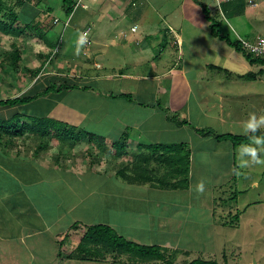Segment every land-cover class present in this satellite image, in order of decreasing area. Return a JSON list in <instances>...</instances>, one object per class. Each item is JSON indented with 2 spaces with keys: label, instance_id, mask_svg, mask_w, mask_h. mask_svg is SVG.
Returning <instances> with one entry per match:
<instances>
[{
  "label": "rangeland",
  "instance_id": "obj_1",
  "mask_svg": "<svg viewBox=\"0 0 264 264\" xmlns=\"http://www.w3.org/2000/svg\"><path fill=\"white\" fill-rule=\"evenodd\" d=\"M3 1L6 4V9L0 14V24L3 25L0 28L1 99L34 95L37 92H44L51 84L58 86L66 84L60 80L68 81L71 85H78L82 88L93 87L91 83L95 79V75L101 74L102 71L96 69L93 65L88 70L84 67L83 69L87 71L89 77L83 79L82 82L77 72L78 69L83 70L80 68L82 64L74 61L75 57L83 59L87 55V44L77 43L76 47L78 46V49H74L73 42L75 39H65L68 41L64 46H59V51L53 49L54 52L56 51L55 55L59 52L57 57L54 55L52 61L51 59L47 62L42 60L38 57L41 56L40 52L48 53L43 55L45 57L50 55L52 51L41 48L37 43L32 46L31 38H26L28 31H24L22 28V26L31 22V12L25 9L22 10V7L18 8L19 6L17 5V7L16 4L19 0ZM92 1L94 2V0ZM32 2L37 3V0H32ZM41 2V9L43 8L45 13L51 5L50 7L54 9L55 14L58 13L59 16H63L61 6L58 5L61 0H42ZM210 3L213 4V11L215 12L218 9L216 7L217 3L208 0L207 4ZM11 6H13L14 12L9 10ZM84 11L83 9L77 11L75 21L87 20L89 22L92 18L97 17L92 13L89 16ZM44 18H46L45 15L40 17L42 20ZM247 21L248 23L244 18L238 20L241 32L247 30L250 23H252L250 20ZM234 24L236 22L231 20L226 22L223 18V25H221L220 30L232 35L229 32V25L234 26ZM5 25L11 27V29L6 31ZM128 26L131 27L129 23L124 24L123 31L128 30ZM72 28L74 27L71 26L70 29ZM261 31L264 33V29ZM240 35L244 38L247 37L245 34ZM240 38L232 36L234 41ZM22 50H24V54ZM17 53H21V61L19 65L13 67L12 62ZM109 55V57L114 55L119 61L120 54L117 49L109 50ZM74 64L76 65L74 66ZM143 65L145 64L143 63ZM262 68L264 67H254L256 73ZM39 69L41 72L43 71L44 77L39 79L40 76L37 77L38 79L31 81L35 78L32 72ZM142 69L146 70L145 66ZM209 70L207 73L213 72L214 76L220 74L217 69H214L216 72ZM47 72L51 73V76L48 77L59 80L50 79L46 81ZM91 76H94V78ZM261 81L255 85L253 84L254 86L244 87V89L241 86L240 89L238 87L234 88L239 89L241 92L249 90L245 94L247 96L253 94L236 106L239 110V113H237L239 114L238 118L247 117L244 124L242 126L235 124L237 119L234 117V123L228 122L225 126L232 129L233 127L236 128L237 125L241 129V131H238L240 132L238 136L247 135L251 132L250 129L248 130L247 124L253 118L258 123L255 129L264 130V76ZM97 86L99 89L110 88L112 91H118L112 87L118 86L116 83L105 82V80L97 83ZM21 90L23 93H18ZM92 91L64 89L61 93L44 96L42 98L45 101L39 100L37 102L35 112L40 117L49 116L53 111L55 113L58 105L68 106L69 104L83 107L84 110L105 111L107 109L114 115L113 120L119 125L118 127L124 128L129 114L134 115L129 112L127 104L120 103L122 101L120 100L117 104L110 103L107 106L106 103H103V99ZM197 102L195 94L192 95L189 103L190 113L188 116L185 115L190 121L183 129L172 123L166 131L162 127L151 128L145 134L148 139L152 140V142L149 141V144L153 146L178 144L177 142L189 144L192 153L189 190L163 191L144 186H133L132 184L140 183L127 182L128 184H126L121 178L117 179L115 175L119 169L118 163L122 166L129 165V169L135 165L131 161V156L140 147L137 144L139 143L137 139L139 136L132 131L127 132V129H121L120 133L123 135V132H125L127 139H121L122 135L118 138V129L120 128L109 127L105 122L108 123L111 118L106 119L104 116L99 119L100 112H96L98 118L91 116L87 123L76 128L75 136H73L75 139H72L70 135L62 138L56 137L53 131L50 132L48 137H45V142L48 141V149L41 151L37 158L39 168L44 171L40 179L48 182L44 184L34 183L37 181L33 178V183L24 181L22 184L18 180L17 182L8 180L9 182H6L5 186L2 185L3 188L0 190L2 202H6L3 199L5 195H7V200L9 198L8 201H10L9 204L8 202L1 203L0 208L1 223L7 226L5 232L12 233L16 238L17 236L21 237L20 234H22L24 241L27 243L48 237L51 251L53 250L54 236L65 232L74 223L104 224L112 227L125 239L140 245H159L164 248L175 249L177 252L172 259L176 264H189L197 259L215 261L218 264H264V144L253 142L245 146V150H242L243 146L234 150L232 143L228 140H223L220 143L215 138H206L198 134L196 129H214V131L216 129L217 134L233 135L226 131L225 127H220V123L215 120L218 117L217 114H214L217 106H214L212 112L208 114V112L202 111L200 106L198 107ZM48 103L52 105L48 106ZM230 106L232 105L230 104ZM72 109L75 110V106ZM197 109L201 110L203 114L199 113ZM226 109L228 108L226 107ZM38 110L42 113H38ZM45 110H47V113L43 114ZM143 110L146 111L144 108ZM58 111L60 113L57 112L56 116L62 120L65 116L61 114V110ZM103 111H101V116ZM29 112V110L24 109V113ZM186 113L187 110L179 113L180 116L175 113L173 115L179 118ZM143 118H145L144 115L142 120ZM113 120H111L112 123ZM20 121L23 124L25 122L24 120ZM62 122L65 121L62 120ZM69 126L73 127L71 124ZM110 128L115 129L112 133V143L116 141L119 144L125 143L127 147L126 155H123L120 159L111 154L115 153L112 143L107 142L108 140L104 137V134H107ZM175 130L181 131L179 135L175 134ZM80 131H83L81 132L82 135L85 134L84 132L92 133L93 131L97 138L91 142L88 134H85L83 139H77L76 135ZM37 137L30 135V132H26L22 141L15 142L16 147L13 145L15 143L11 142L13 138L7 139V142H10L11 145L6 143V146L15 148L13 155L16 153L21 154L20 158H24L26 159L25 162H28L32 159L30 156L39 147ZM181 138H184V140L181 141ZM209 141H212V150L203 144V142ZM55 159H58L60 166H66L70 171L76 170L77 172H71L72 175H65V168L57 167L53 163ZM116 162L117 166H115ZM99 164L104 168L93 170ZM104 171H112L114 176L111 178L108 174L105 175ZM201 184H203L202 191L199 190ZM68 186L71 190L68 189ZM21 190H23L24 195L22 203L28 206L27 208L23 206L22 209L17 207L18 203H21ZM235 193H238L237 197ZM60 203L62 205L59 206ZM32 207L34 210H30ZM37 210L47 214L48 218L45 221L38 219L35 216ZM237 215L239 218L236 217ZM50 223H55L52 225L51 232H43L42 229L36 228V225L41 224L47 230L46 226L48 227ZM85 231L86 228H80V235H77L76 240H79L78 245L83 240ZM36 232L40 236H34ZM46 233L49 234L47 237H45ZM18 242L20 243V241Z\"/></svg>",
  "mask_w": 264,
  "mask_h": 264
},
{
  "label": "crops",
  "instance_id": "obj_2",
  "mask_svg": "<svg viewBox=\"0 0 264 264\" xmlns=\"http://www.w3.org/2000/svg\"><path fill=\"white\" fill-rule=\"evenodd\" d=\"M96 1L98 0H94V2L92 0L83 1L88 7L84 13L89 16H91V13L97 16L95 19L92 18L89 22L87 20H83L84 22L81 20H78L79 22L75 21L77 12L72 15L70 21L68 19L60 20L55 17L54 13H51L50 15L44 13V10L39 8V6H36L35 2L27 3L26 6L22 7V10L25 9L31 12V22L22 26V28L28 31L26 38H31L32 46L37 43L38 46L49 51H53V49L59 51L57 47H54L53 45L59 43L61 46H64L68 41L65 39L69 38L75 39L73 42L74 49H78V46L76 47L77 43L86 45L85 42L80 43V38L85 31H88L90 44L86 46L88 47L87 55H85L83 59H77L78 57H75L74 61L82 64L80 66L81 69L85 67L86 70H88L93 65L96 69H99L102 72L101 74L95 75L96 80L93 79V82L91 83L93 84V87L82 88L77 85V89L89 92L93 90L92 92H95L97 96L102 98L103 103H106L107 106H109L110 103L117 104L118 101L122 100L120 103L127 104L126 106L128 107L129 112H132L134 115L132 116L129 114L126 125H124V128H120L113 120V118H115L114 115L107 109L105 111L101 110L103 111L101 116V111L84 110L83 107L80 108L75 104H69L68 106L58 105L55 113L53 111V113L49 114L51 118L60 121L63 120L75 127H81V125L87 123L91 116L98 118L96 112H100L99 119L105 116L106 119L111 118V120H113V123L111 120H108V123L105 122L106 125L111 128H120L118 129V138L122 135L120 130L127 129V132L132 131L139 136V138H137L139 141L137 144L139 146L149 145V141L152 142V140L148 139L145 134L148 133L151 128L157 129L162 127L164 131H166L167 127L169 128L172 123L182 129L186 126H178L173 121L169 120L168 112L172 115L175 113L180 116L179 113H183L187 110V113L179 118L180 120L185 119L186 121H190L185 115L188 116L190 113L189 109H191V107L189 106V103L192 95L195 94L196 101H198V107L200 106L205 113H211L214 106H217V110L214 114L218 115L215 120L220 123V127H225L228 122L234 123V117L237 119L235 124H238V126L244 124L247 117L238 118L239 114L237 113H239V110L236 106L253 94H250L249 96L245 95L249 90L241 92L239 90L240 86L243 87V89L244 87L251 85L254 86L256 83L262 82L261 78L264 75L256 80H245L242 78L244 76L243 74L247 75V73H256L254 69L256 65H251L242 53L237 52L227 42L212 35L210 22L206 20L203 8L200 4L195 0H99L97 4H95ZM198 1L201 4L208 6L211 15L216 14L217 9L214 12L213 4H207L208 0ZM242 1L246 5L245 12L242 15H234L232 18L223 17L226 22L230 20L236 22L234 26L229 25V32H231L232 35L221 31L231 37H242L249 41H255L258 37H264L263 31H261L264 29V0ZM230 10H234V8ZM40 13L45 15L46 18H44L43 21L41 19L39 22ZM56 18L59 19L60 22L55 23L54 20ZM223 18L221 19L222 25ZM242 18H244L247 23V20H250L252 23H250L247 30L241 32L238 20ZM66 20L70 23L68 28H64ZM126 23H129L131 27L128 26V30L123 31L124 24ZM35 26L39 27L38 30L35 29ZM71 26L74 28L70 29ZM163 27L165 28L163 29ZM240 34L247 35L246 38L249 39L244 38V36H241ZM250 38H252V40H250ZM34 40L37 41L35 42ZM111 49L118 50V53L121 55V57L119 55V61L114 55L109 57V50ZM23 51L24 50H22V52ZM40 54L42 56L48 53L40 52ZM41 56L38 57L41 58ZM42 60H45V58H42ZM143 63L145 65H143ZM75 65L76 64H74V66ZM144 66L146 70L142 69ZM209 69L213 71L214 69L219 70V76H214L213 72L207 73ZM78 70V77L81 81L89 77L87 71L84 69L81 71L80 69ZM42 72L37 76L38 78L41 76L39 79L44 77ZM48 76H51V73L47 72V75L45 76L46 81L57 79ZM37 77L31 81L38 79ZM91 77L94 78V76ZM104 80L105 82L116 83L118 86L112 87L118 91H112L110 88L105 90L103 88L99 89L97 83L104 82ZM60 81L63 83L68 82L63 80ZM68 85L71 84L68 82ZM236 87L239 89H234ZM18 93L22 94L23 91L21 90V92ZM48 95H54V93L47 94L46 96ZM124 95L131 96V100L124 98ZM1 100L3 99L0 98V101ZM39 100L45 101L44 98H40L24 106L17 105L15 107L0 108V125L10 121L17 114L39 116L37 115V112H35V107ZM239 100L241 101L238 102ZM228 104L229 106H227ZM230 104L233 107L230 106ZM49 105L52 104L48 103V106ZM74 106L76 108L75 110L72 109ZM226 107L228 109H226ZM143 108L146 109V111L143 110ZM24 109H27L30 112L24 113ZM58 110H61V114L65 116L62 120L56 116L57 112H59ZM197 111L203 114L201 110L197 109ZM38 113L42 112L38 110ZM45 113H47V110H45V112L43 111V114ZM143 115L145 118L142 120ZM111 128L108 130L107 134H104V137L109 143H112L113 141L112 133L115 130H112ZM249 129L250 131L253 130L251 128H248V130ZM225 130L233 135H239L240 132L238 131H241L237 125L236 128L233 127L232 129L225 127ZM215 131L217 130L215 129ZM179 132L181 131L175 130L176 135H179ZM196 132L194 133L197 134ZM92 133L95 134L93 131ZM180 140L183 141L184 138H181ZM20 141H22V139L16 138L11 142L19 143ZM6 143V138L0 139V190L3 188L2 185L5 186V183L9 181L17 182L18 180V182H22V184L24 181L33 183L32 179L35 178L37 182L34 183L39 182L44 184L48 182L40 179L42 178L41 175L44 171L38 166L37 156L32 154L30 156L32 159L25 162L26 159L20 158L21 154L16 153L13 155L15 148L13 149L11 146V148H8ZM16 143L13 144L15 147ZM177 143L183 144L184 142ZM8 144L11 145L10 142ZM172 144L173 143L164 145ZM186 144L189 146L188 143ZM203 144L208 149H213L212 141L203 142ZM245 146H243L242 150H245ZM234 150H237V148L234 147ZM45 163L50 164L48 162ZM98 168L104 167L99 164V166L94 167L93 170H98ZM64 171H66L65 175L71 174V172H77L76 170L70 171L66 168ZM112 171H108L109 173L104 172L105 175L108 174L109 177L112 178L114 176ZM115 177L119 179L116 175ZM125 183L128 184L127 182ZM132 185L154 189L146 184ZM69 188L70 187L68 186V189ZM3 199L9 204L10 201H8L9 198L7 200V195H5ZM23 199V190H21V203H18V208L22 209L23 206H25L22 203ZM1 203L5 204L0 198V208ZM60 205H62V203H60L59 206ZM27 207L28 206H25V208ZM30 210H34L33 207ZM37 211L38 212H35V216L38 217V219L45 221L46 218H48L47 214L40 212L39 210ZM77 223L79 224V227L82 226L81 228L92 226L81 222ZM54 224L55 223H50L48 227L45 225L47 230H45V227H42L41 224L36 225V228L42 229L43 232H51L52 225ZM0 225V264H108L104 262H87L68 259L67 256L77 248L79 242V240H76L77 235H80V229H74L73 225L65 232H62L61 234L58 233V235L54 236V242L52 243L53 250L51 251L47 239V235L49 234L46 233L45 237L47 238H43L45 240L36 239L32 243H27L24 241L22 234H20L21 237L17 236L16 238L12 233L5 232L7 226H4V223H1ZM35 234L34 236H40L37 232ZM18 241H20V243Z\"/></svg>",
  "mask_w": 264,
  "mask_h": 264
},
{
  "label": "trees",
  "instance_id": "obj_3",
  "mask_svg": "<svg viewBox=\"0 0 264 264\" xmlns=\"http://www.w3.org/2000/svg\"><path fill=\"white\" fill-rule=\"evenodd\" d=\"M42 0H37L36 6L41 8ZM79 0H61L58 4L61 6L63 16H59L58 13L55 14L54 9L49 6L46 10L47 14L51 13L56 15L55 17L60 20L68 19L74 14L75 6ZM203 8L205 18L210 22L211 33L214 37L227 42L232 48L237 52L242 53L244 57L248 60L251 65L262 66L264 67V59L254 57L252 54L248 53L247 50L243 47V44L240 40L234 41L230 35L223 33L220 28L222 25V18H232L234 15H242L245 12L246 5L242 0H233L231 2H225L221 5L217 4V12L215 15H211V11L208 6L201 4L198 0H195ZM32 2V0H19L16 4L18 8L26 6L27 3ZM245 2V1H244ZM234 10H230L233 9ZM6 9V4L3 0H0V14ZM81 9V8H79ZM77 9V11L79 10ZM11 12L13 11V6L9 8ZM42 10H44L42 8ZM85 10V9H83ZM76 11V12H77ZM43 12V11H42ZM45 13V12H44ZM223 14V15H222ZM40 13V17H41ZM39 17V22L41 21ZM63 17V18H62ZM55 19V23L60 22L59 19ZM66 20L65 27H69V21ZM221 20V21H220ZM43 21V20H42ZM65 22V20H64ZM37 25V24H36ZM3 27L2 24H0ZM6 26V27H5ZM5 30L11 29V27L5 25ZM29 26V25H27ZM33 26V25H30ZM33 28V27H32ZM38 26H35V29L38 30ZM27 31L26 29H23ZM4 31V32H6ZM22 31V30H21ZM241 39V38H240ZM54 47L59 48L61 45L54 44ZM56 52L52 51V55H47L41 58H45L46 62L53 59ZM21 53H17L14 56L13 67L19 65L21 61ZM58 54L55 55V57ZM41 73V70L32 72L36 78ZM264 75V68L257 71V73H249L242 78L248 80H256L260 76ZM77 85H52L47 87V89L42 93H35L34 95H26L24 97H18L14 99H7L0 101V108L2 107H15L17 105H27L32 103L35 100H38L47 94L50 93H60L64 89L74 90L77 89ZM124 98L131 100V96L124 95ZM168 111V110H167ZM169 120L173 121L178 126L188 125L189 122L186 120H180L176 116L168 112ZM24 120V124L19 120ZM75 126L71 127L68 123L56 120L51 118L48 115L45 116H32L24 114L16 115L10 121L2 123L0 125V139L2 138H20L26 135V132H30V135H35L37 141H39V147L35 150L34 155L39 156L41 151L47 150V142L45 137H48L50 132H55L56 137H65L70 135L72 139H75L76 132ZM197 133L206 137V138H215L216 140L222 142L223 140H228L233 143L235 148H239L245 145H249L253 142H261L264 144V130L254 129L249 134L238 136V135H220L217 134L213 129H196ZM80 133L76 135L77 139H83L85 134H88L89 140L91 142L95 141V134L87 133L82 135ZM69 136V137H70ZM126 133L121 136V139L126 140ZM26 140V139H25ZM8 143V142H7ZM115 153H111L117 159H120L123 155H126V144H119L117 141L112 144ZM191 150L187 144H172V145H141L131 156V161L135 165L129 169V165L122 166L118 163V171L116 176L128 183H140L150 185L154 189L160 190H184L190 188V166H191ZM55 166L67 168L66 166H60L58 159L53 161ZM117 166V162H116ZM122 166V167H121ZM130 171V172H129ZM140 178H142L140 180ZM144 178V179H143ZM238 193H235L237 197ZM234 196V197H235ZM233 197V198H234ZM239 218V216H236ZM82 227V226H81ZM79 224L76 223L73 225L74 229H80ZM86 228L84 233L83 240L77 246V248L68 255V259H74L78 261H87V262H104L108 264H176L173 261L172 257H175L176 250L170 248H164L158 245H140L136 242L129 241L124 237L120 236L116 230L108 225H92L83 227ZM189 264H218L215 261H206L203 259H197Z\"/></svg>",
  "mask_w": 264,
  "mask_h": 264
},
{
  "label": "built area",
  "instance_id": "obj_4",
  "mask_svg": "<svg viewBox=\"0 0 264 264\" xmlns=\"http://www.w3.org/2000/svg\"><path fill=\"white\" fill-rule=\"evenodd\" d=\"M84 0H79L75 6V10L79 8L87 9V5L84 4ZM218 5H221L222 3L231 2L233 0H214ZM89 32L85 31L83 33L84 42L89 45ZM243 47L247 50L248 53L252 54L254 57L264 59V37H258L255 41H249L245 39H239Z\"/></svg>",
  "mask_w": 264,
  "mask_h": 264
},
{
  "label": "clouds",
  "instance_id": "obj_5",
  "mask_svg": "<svg viewBox=\"0 0 264 264\" xmlns=\"http://www.w3.org/2000/svg\"><path fill=\"white\" fill-rule=\"evenodd\" d=\"M81 9H83V8H81ZM86 10V9H85ZM77 10H75L74 11V13L76 12ZM84 42V37L83 36H81V38H80V43H83ZM258 126V123H257V121L255 120V118H253L248 124H247V127L248 128H251V129H255L256 127ZM253 156H254V153H253ZM199 190L200 191H202L203 190V184H201L200 186H199Z\"/></svg>",
  "mask_w": 264,
  "mask_h": 264
}]
</instances>
